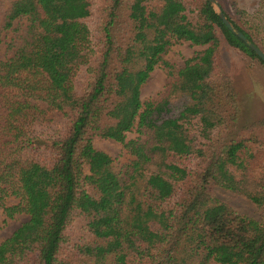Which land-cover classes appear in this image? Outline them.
Wrapping results in <instances>:
<instances>
[{
  "label": "trees",
  "instance_id": "16d2710c",
  "mask_svg": "<svg viewBox=\"0 0 264 264\" xmlns=\"http://www.w3.org/2000/svg\"><path fill=\"white\" fill-rule=\"evenodd\" d=\"M220 10L264 54L261 26ZM0 16V210L26 216L0 264H264V224L213 194L264 214V119L242 120L219 36L262 62L207 0H10ZM180 42L204 49L174 69ZM156 66L166 89L142 103Z\"/></svg>",
  "mask_w": 264,
  "mask_h": 264
},
{
  "label": "rangeland",
  "instance_id": "374dc122",
  "mask_svg": "<svg viewBox=\"0 0 264 264\" xmlns=\"http://www.w3.org/2000/svg\"><path fill=\"white\" fill-rule=\"evenodd\" d=\"M9 1L0 0L1 8L6 9ZM216 3L222 7L236 24L243 25L241 27L246 29L251 24L253 27H255L254 24L258 27L261 26L258 34L261 37V41L264 40V0H216ZM231 4L237 9L236 13L231 9ZM0 34L3 37L6 32L1 31ZM9 36L10 32L6 34L4 40L6 41ZM203 49L204 47H193L186 42H180L169 48L164 59L174 69H180L184 61L192 58L197 52ZM3 52L4 42L0 44V60L3 59ZM218 55L220 64L229 76L236 93L237 104L242 112V120L244 122H250L260 118L264 119V65L257 59L247 57L238 50L229 47L220 36ZM167 83L168 79L165 71L161 66H156L140 88V101L143 103L156 99L166 89ZM135 137L136 133L131 131L125 135V141L132 140ZM91 143L94 149L105 153L117 163H125L127 161L128 156L120 144L98 137H93ZM213 194L235 212L264 224V214L241 196L225 192L218 188H213ZM7 203L12 205L16 203V200L9 199ZM24 221H26V216L23 214H14L12 218L8 219L2 215L0 210V243L7 239Z\"/></svg>",
  "mask_w": 264,
  "mask_h": 264
},
{
  "label": "water",
  "instance_id": "95a60500",
  "mask_svg": "<svg viewBox=\"0 0 264 264\" xmlns=\"http://www.w3.org/2000/svg\"><path fill=\"white\" fill-rule=\"evenodd\" d=\"M213 9L214 13L218 16L219 20L223 24V26L230 32H232L243 44H245L250 51L254 53V55L262 62L264 65V54L251 42H248L246 37L240 32L236 31L229 21L223 16L220 7L217 5L215 0H207Z\"/></svg>",
  "mask_w": 264,
  "mask_h": 264
}]
</instances>
